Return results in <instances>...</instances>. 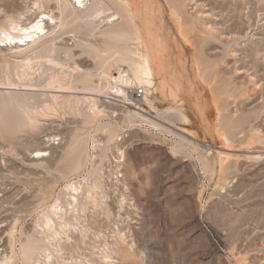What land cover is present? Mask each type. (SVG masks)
<instances>
[{
	"label": "rangeland",
	"instance_id": "1",
	"mask_svg": "<svg viewBox=\"0 0 264 264\" xmlns=\"http://www.w3.org/2000/svg\"><path fill=\"white\" fill-rule=\"evenodd\" d=\"M123 2L141 43L116 49L153 66L129 102L99 79L117 16L91 31L75 0H0L8 29L54 19L42 49L0 42V258L25 264L34 238L44 264H83L122 238L130 256L114 247L112 264H264V0Z\"/></svg>",
	"mask_w": 264,
	"mask_h": 264
},
{
	"label": "bare ground",
	"instance_id": "2",
	"mask_svg": "<svg viewBox=\"0 0 264 264\" xmlns=\"http://www.w3.org/2000/svg\"><path fill=\"white\" fill-rule=\"evenodd\" d=\"M100 1H98V0H92V3L91 4L89 3L90 5L86 6L87 3H84L85 0H75V3H73L75 5H69L68 4V6L72 8V12L71 13H74L75 14V15L73 14L74 16H78L80 12L84 14V19L88 21L87 24L89 25V29L91 31L95 29L94 22L93 21L96 19V17H97L98 14H100L101 17H104V18H107V19H109V18L111 19L112 16L113 17L114 16H117V19L119 20V22L120 21L121 22L123 21V23H121V22L119 24L116 23L114 25L113 29L108 33V36L110 37V45L106 49L101 50V52H100V54L102 53L101 55L99 54V57L101 58V61H102L101 65H100L101 66L100 69L103 70L102 71V75L103 76L100 75L101 78L99 76L98 77H99V79H102V78H105V79L110 78V80H112L114 82V84H115V86L114 85L112 86L113 87V90H115L114 92L117 93V94H119V95H122L123 99H125V102L126 101L129 102V99H128L127 95H126L127 93L125 92L124 89L125 88H129L130 89V86H132L134 83H139V86L141 85L142 88L144 87V91L147 93L148 90L145 88V86L146 87L147 86L149 87L151 85L150 76H151V74L153 72V69H152L153 66L151 64L150 57H149V55L147 53H144V54H141V53H132L133 52L132 51L131 53H129V54L127 53L126 54L125 52H123V50L122 51L117 50L120 47V46L118 47L119 44H121V45L123 44L124 45L125 42L127 43L128 40H130V42H132V41L133 42H137V44H138L140 42V39H141V37H140L141 35L139 36L138 32L135 29H133V31L131 29V32L129 34L128 33H125L123 30H121V28L124 25V23H127V22H124V21H127V20L130 19V17H129L130 14L128 13V8L129 7H127V4L125 3L126 1L125 2H123V0H114V2L111 1L112 4H111V7L110 8L107 7L105 4H103ZM68 9L71 10L70 8H68ZM69 10H67V11H69ZM110 10H112L113 13L111 15H108V13H109ZM71 13H70V15H71ZM48 19H50V21H53L54 20L52 18V16H50V15L49 16H45L44 18H42L41 20H39L38 22H36L34 25L32 24L28 28H25V26L22 27L23 25H19V23L16 24L15 21H14V23L13 22H10L11 23V28L10 29L6 28L4 25H0V35L3 36V38L0 39V42H2V43L8 42L10 47H11V44L14 47H18V42L16 43L15 41H19V42L22 43V46H24L25 49H30L33 46L36 47V48H41L42 49L45 46L46 40L49 39L50 35L52 36V34H54L53 32L50 33L48 31L47 27H46L47 25L45 26V24H43ZM107 21H109V20H107ZM109 22H111V21H109ZM130 23H132V22H130ZM83 25H86V24H83ZM86 27H87V25L85 26V28ZM85 30H88V29H85ZM90 30H88V31H90ZM50 38H52V37H50ZM137 44H134V45H137ZM111 45H114V46H111ZM123 49H125V48H123ZM123 64H126L127 65V67H128V71L127 72L120 68V67H122ZM113 66H115L117 68V70H118V72L116 73L117 74L116 77L110 76V73L107 71L109 69H112L111 67H113ZM107 80H109V79H107ZM54 82H57V81H54ZM57 84L58 83H56V85ZM96 90H97V88H96ZM7 93H8V91H7ZM88 94H90V93H88ZM94 96H96V95H94ZM87 97H89V96H87ZM100 112H101V110H100ZM98 113H99V111H98ZM138 114H135V116H137ZM140 115H138L137 117L138 118L139 117L142 118V116H140ZM34 158L35 159H42V158H44V155L41 154L40 152H38V153H36V155H35ZM92 175H94V174H92ZM92 186H94L97 190L98 189H101V183L100 182H95ZM82 187L83 186H81V183H78V182L77 183H71L70 185H68L66 187L68 189V191H69L68 193H71V195H70L71 196L70 197L71 200L68 199L69 202L67 204L69 206H71L72 208L74 206H75L74 208L80 206V204H79V198L78 197L82 193ZM94 187L93 188L91 187V189H95ZM55 204H58V203H55ZM57 206L58 205H54V207H52L51 213L53 215L56 214V213L58 214V212H57L58 211ZM51 217L52 216H49V214H44V217H43L44 219L42 220L41 228H42V231H43V228L45 227L46 228V231H49V232L53 233L52 236L53 235L54 236L55 235L57 236L59 233L57 232V229L54 228L55 222L53 223L54 219H53V217L52 218ZM46 233H48V232H46ZM51 233H49L48 235H50ZM41 236H43V235H41ZM32 237H34V236H32ZM47 238H50V237H47ZM121 239L122 238H118L119 241L116 239L115 244L112 245L111 248L108 247V248H106V250L104 249L105 251H102V252L98 253L97 254V261L88 260L86 263L83 261V264L84 263L85 264H112V263H114L115 261H113L112 256H113V254L114 255L115 254H118L117 251H115L116 250L115 248L118 247L117 250L119 251L123 246H125V242L123 241V239L122 240ZM46 240L48 241V239H46ZM50 240H55V239H50ZM114 240H115V238H114ZM41 244H43V242ZM22 247H24V245ZM48 248L47 249L46 248L45 249L44 248H40V245H39L37 239H34V238L27 239V241L25 242V247L23 248V251H21L22 254H23V257L25 259V264H44L45 261L47 263V261H50L51 259H53L52 258V255H54V254L51 255L50 252H49V250H48ZM113 248L115 250H113ZM126 250L127 249H124L122 251H119V253L123 256L124 259H128L129 256H130V253H129L130 252V249H129V251H126ZM42 252H44L45 254H43ZM51 252H55V251L52 250ZM34 256H35V259H34ZM41 258L44 259L43 262L41 261ZM51 261L53 262V260H51ZM0 264H11V258H8L7 256L4 255L2 258H0ZM48 264H50V262H48Z\"/></svg>",
	"mask_w": 264,
	"mask_h": 264
},
{
	"label": "built area",
	"instance_id": "3",
	"mask_svg": "<svg viewBox=\"0 0 264 264\" xmlns=\"http://www.w3.org/2000/svg\"><path fill=\"white\" fill-rule=\"evenodd\" d=\"M135 95H136L135 97H137V98H141V97L144 95V90L138 88V89L136 90V92H135Z\"/></svg>",
	"mask_w": 264,
	"mask_h": 264
}]
</instances>
